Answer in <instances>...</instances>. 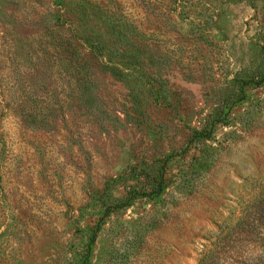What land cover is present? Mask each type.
Masks as SVG:
<instances>
[{
    "label": "rangeland",
    "instance_id": "obj_1",
    "mask_svg": "<svg viewBox=\"0 0 264 264\" xmlns=\"http://www.w3.org/2000/svg\"><path fill=\"white\" fill-rule=\"evenodd\" d=\"M263 190L264 0H0V264H264Z\"/></svg>",
    "mask_w": 264,
    "mask_h": 264
},
{
    "label": "trees",
    "instance_id": "obj_2",
    "mask_svg": "<svg viewBox=\"0 0 264 264\" xmlns=\"http://www.w3.org/2000/svg\"><path fill=\"white\" fill-rule=\"evenodd\" d=\"M246 214L243 218H241L238 222V225L236 226V229L238 235L243 237L247 233L253 234L258 229L261 231L264 230V190L262 191V194L256 198L253 203H251L246 208ZM257 234V233H256ZM261 235V243L264 246V233ZM95 240L93 239L90 244V250L89 253L92 251V246L94 245ZM84 264V263H83ZM85 264H89L88 260H86ZM200 264H211L209 262V258H204L202 261H200Z\"/></svg>",
    "mask_w": 264,
    "mask_h": 264
}]
</instances>
